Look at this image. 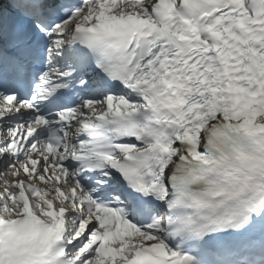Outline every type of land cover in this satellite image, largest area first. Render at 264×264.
<instances>
[{"label": "snow or ice", "instance_id": "obj_1", "mask_svg": "<svg viewBox=\"0 0 264 264\" xmlns=\"http://www.w3.org/2000/svg\"><path fill=\"white\" fill-rule=\"evenodd\" d=\"M0 264H264V0H0Z\"/></svg>", "mask_w": 264, "mask_h": 264}]
</instances>
